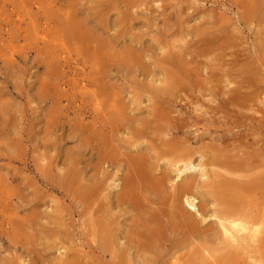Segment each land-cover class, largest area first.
<instances>
[{
  "label": "rangeland",
  "instance_id": "374dc122",
  "mask_svg": "<svg viewBox=\"0 0 264 264\" xmlns=\"http://www.w3.org/2000/svg\"><path fill=\"white\" fill-rule=\"evenodd\" d=\"M124 1L0 0V264L6 260L14 264H55L65 254H74V259L86 264H106L104 258H93L91 250L95 246L92 224L101 214L93 217L85 199L74 193L78 186L73 183L76 172L89 184L96 164L88 136L97 126L94 122L111 120L106 116L115 95L128 106L129 116L147 114L152 110L151 100L167 99V95L155 96L153 92L163 87L157 61L164 54L185 50L201 78H208L211 67L205 57H197L189 48L203 28L211 33L221 25L227 26L236 41L235 48L226 52L224 62L231 65L243 59L254 64L262 89L258 99H264V47L257 45L259 31L239 21L243 9L237 7L238 2L246 0ZM138 52H143V66L158 79H154L158 87L151 85V77L144 74L143 67L130 65V53ZM226 65L217 77L235 74V69ZM219 80L220 86L225 84V80ZM177 95L175 115L186 118L192 112H205L216 121L214 125L222 129L221 133L229 129L248 142L264 146V129L252 131L256 123L247 120L246 126L236 127L231 109L195 107L184 89ZM220 97L206 95L202 100L220 107L224 99ZM254 117L259 119L260 115ZM189 127L201 136L192 148L199 149L201 142L212 144L202 124ZM118 136L128 138L127 130H121ZM97 171L98 178L107 171V186L97 204L108 202L123 226L129 218L124 212L131 211L128 203L117 205L113 198L120 189L119 185L115 188L120 184L115 175L120 173L106 164ZM171 176H177L175 169ZM203 180L196 177L194 193L198 197L206 192L200 188ZM106 194L110 201H104ZM196 219L201 221L198 216ZM214 221L210 218L201 223ZM165 250H169V244ZM135 263L141 264V259Z\"/></svg>",
  "mask_w": 264,
  "mask_h": 264
},
{
  "label": "bare ground",
  "instance_id": "6f19581e",
  "mask_svg": "<svg viewBox=\"0 0 264 264\" xmlns=\"http://www.w3.org/2000/svg\"><path fill=\"white\" fill-rule=\"evenodd\" d=\"M122 2L125 1L120 0ZM238 3L237 7L243 9L239 21L258 29L257 45L264 47V0ZM203 29L189 48L197 57H205L211 67L208 68L211 69L208 78H201L192 65L195 62L187 58L185 50L164 54L163 58H158L160 65L157 61V69L163 75V87L153 92L155 96L165 94L167 99L151 100L152 110L147 114L129 116L128 106L124 101L116 100L115 95L106 116L111 120L94 122L97 126L88 136L96 164L92 167L89 184L76 172L73 183L78 186L74 193L85 199L93 217L101 214L98 222L92 224L95 246H91V250L93 258H104L106 264H136L139 259L141 264H264V146L257 141L248 142L229 129L221 133L222 129L214 125L216 121L207 117L205 112L197 115L192 112L184 118L175 115L173 110L177 94L184 89L190 93L195 107H206L210 111L231 109L230 113L236 116V127L246 126L248 120L249 124H257L252 126L253 133L264 129V112L261 111L264 99H258L262 89L254 64L243 59L235 61V58L233 64L226 65L223 58L227 51L235 48V37L230 35L226 25L211 33ZM131 53L130 65L143 67L144 74L151 77V85L156 83L155 75L143 66V52ZM225 65L235 69V74L217 77ZM231 77H234L233 82ZM220 78L225 80L222 86ZM231 84L233 88H228ZM225 88L227 92H224ZM206 95L207 98L217 95L224 99L220 101V107H215L207 101L204 103L202 98ZM253 115L260 117L256 119ZM200 124L212 144L201 142L199 149L195 150L192 144H197L201 136L191 132L189 126L197 128ZM121 130H127L128 138L118 136ZM145 139L149 141L145 142ZM195 155H199V159ZM105 164L120 173V176L115 175L120 182L115 188L119 185L120 189L113 198L117 205L128 203L131 211L124 212L129 218L126 217L123 226L117 222L108 202L97 204L107 186V171L98 178L100 172L97 169ZM172 169L177 173L175 178L171 176ZM197 176L206 179L200 187L206 189L201 197L194 193ZM109 197L106 194L104 201H110ZM147 207L152 212H148ZM196 216L201 221L210 218L215 221L202 225ZM120 238L122 244H119ZM168 244L169 250L166 251ZM73 255L65 254L64 259H58L55 264H86L74 259ZM172 260L174 262L170 263ZM1 264L14 263L6 260Z\"/></svg>",
  "mask_w": 264,
  "mask_h": 264
}]
</instances>
